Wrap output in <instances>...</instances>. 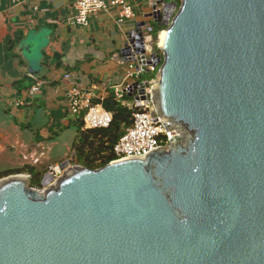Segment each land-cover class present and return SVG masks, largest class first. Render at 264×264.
Returning <instances> with one entry per match:
<instances>
[{"label": "water", "instance_id": "95a60500", "mask_svg": "<svg viewBox=\"0 0 264 264\" xmlns=\"http://www.w3.org/2000/svg\"><path fill=\"white\" fill-rule=\"evenodd\" d=\"M148 17L166 26L152 94L174 144L64 160L43 192L0 179V264H264V0H159ZM129 43L144 52L141 29Z\"/></svg>", "mask_w": 264, "mask_h": 264}, {"label": "crops", "instance_id": "0c3cea01", "mask_svg": "<svg viewBox=\"0 0 264 264\" xmlns=\"http://www.w3.org/2000/svg\"><path fill=\"white\" fill-rule=\"evenodd\" d=\"M75 1L0 0V159L7 168L43 171L72 157L82 121L67 110L65 92L77 86L103 95V85L122 84L128 36L138 23L153 22L148 14L159 0H124L135 16L122 21L120 6L104 0L105 10L85 24L75 21ZM70 131L75 139L63 141L53 159L50 152Z\"/></svg>", "mask_w": 264, "mask_h": 264}, {"label": "built area", "instance_id": "2783aa9c", "mask_svg": "<svg viewBox=\"0 0 264 264\" xmlns=\"http://www.w3.org/2000/svg\"><path fill=\"white\" fill-rule=\"evenodd\" d=\"M17 1L12 0V2ZM112 3L120 6L121 21L122 19L134 18L135 14L132 7L124 0H113ZM105 8L106 2L104 0H76L74 3L75 21L78 24H85L89 14L103 11ZM148 27L144 22H140L128 36L127 45L130 50L125 54L127 68L122 84L103 85V95L95 93L93 88L85 90L77 86H71L65 92L67 110L72 115L81 118L83 130L107 128L110 125L112 113L102 105L104 98L109 94L113 95L116 102L131 110V123L124 128L122 135L112 147L114 154L112 162L128 157L143 156L156 148L166 147L169 144L172 146L174 136L178 134L172 124L165 121L157 113L153 102L152 91L158 79L159 69V64H155V56L161 52L150 50L151 37ZM138 29H141L144 35L143 53L138 52V46L129 43V39L137 36ZM142 67L146 69L145 73L154 77L143 79L142 75L145 73ZM65 77L68 78V75H65ZM36 90L37 86H33L30 89V94ZM68 160L72 164L71 160ZM62 162L50 164L43 174L41 185L32 188L43 192L52 186L67 169V167H61ZM25 176L30 178L28 174Z\"/></svg>", "mask_w": 264, "mask_h": 264}, {"label": "trees", "instance_id": "16d2710c", "mask_svg": "<svg viewBox=\"0 0 264 264\" xmlns=\"http://www.w3.org/2000/svg\"><path fill=\"white\" fill-rule=\"evenodd\" d=\"M169 1V0H165ZM179 4V0H176ZM152 28L149 35L153 42L155 51L160 52L156 46L159 33L166 28L165 25L156 22H150L149 28ZM154 77L148 73L142 75L143 79ZM102 105L106 110L112 113V120L107 128L81 129L72 145V160L74 165H80L88 169H98L114 160L112 147L122 135L123 130L131 123V110L116 102L112 94L104 98ZM44 170H39L32 164H24L19 167L0 169V179L9 175L28 174L30 175L29 187H38Z\"/></svg>", "mask_w": 264, "mask_h": 264}, {"label": "rangeland", "instance_id": "374dc122", "mask_svg": "<svg viewBox=\"0 0 264 264\" xmlns=\"http://www.w3.org/2000/svg\"><path fill=\"white\" fill-rule=\"evenodd\" d=\"M156 46L157 47L159 46V36H158V39L156 41ZM149 48H150V50L155 51L154 48H153L152 39H151V42L149 43ZM73 133H74V135L76 134L75 131H73V132H71V131L70 132H67L66 134L63 135L61 141H60V138H59V144L50 152L51 157H53V159H55L57 155H59L60 153H62L63 146H65V144L63 143V141H69L71 139H75V138H72L73 137L72 136ZM69 159L72 160V157L69 158ZM9 166H10V164H7V161H4L3 159H0V169H5V168H7ZM22 175H26V174H22ZM28 181H29V178H28Z\"/></svg>", "mask_w": 264, "mask_h": 264}, {"label": "bare ground", "instance_id": "6f19581e", "mask_svg": "<svg viewBox=\"0 0 264 264\" xmlns=\"http://www.w3.org/2000/svg\"><path fill=\"white\" fill-rule=\"evenodd\" d=\"M164 34H165V31H161L159 33V46H162V41H163V38H164ZM14 177H23L25 180H26V176L25 175H18V176H14Z\"/></svg>", "mask_w": 264, "mask_h": 264}]
</instances>
